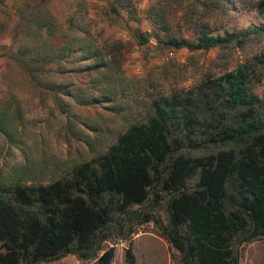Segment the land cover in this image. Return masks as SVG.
<instances>
[{"label": "trees", "instance_id": "trees-1", "mask_svg": "<svg viewBox=\"0 0 264 264\" xmlns=\"http://www.w3.org/2000/svg\"><path fill=\"white\" fill-rule=\"evenodd\" d=\"M21 1L19 33L34 41L43 30L53 35L51 0ZM108 6L139 21L132 0ZM75 12L68 26L81 31L84 5ZM164 19L163 13L151 18L152 37L159 47L173 49L242 47L250 36L264 33L263 23L223 34L202 27L188 40L171 35ZM5 28L0 21V37ZM138 35L139 44L149 40L145 33ZM10 53L38 82L39 71L48 70L45 64L83 57L89 63L82 70L95 73L86 86L71 90L44 81L58 96L57 106L62 108V94L81 104L109 99L114 113L128 111L125 99L117 101L124 94V80L115 76L118 68L84 42L43 40V45H19ZM263 72L261 53L189 89L154 94L142 119L66 176L29 182L21 175H0V264H38L68 254L89 264H113L117 239L128 241L124 260L135 264L132 236L151 220L180 263L239 264L241 245L264 241V94L252 89ZM7 111L12 113L11 103L0 111V130L6 134L13 119ZM161 205L165 223L154 215Z\"/></svg>", "mask_w": 264, "mask_h": 264}, {"label": "rangeland", "instance_id": "rangeland-1", "mask_svg": "<svg viewBox=\"0 0 264 264\" xmlns=\"http://www.w3.org/2000/svg\"><path fill=\"white\" fill-rule=\"evenodd\" d=\"M114 0H51L47 8L52 16L55 33L45 30L34 41L19 33L18 10L21 0L0 1V21L6 26L0 37V111L11 103L13 119L8 134L0 130V175L27 181L46 182L66 176L72 167L89 160L116 140L118 134L136 119H142L154 94L174 89H189L204 77L233 70L237 65L254 61L264 54V33L253 35L242 47L229 44L209 50L173 49L159 47L152 37L151 18L163 13L171 35L193 40L201 28L212 34L238 31L250 24H264V0H132L139 21L123 10L117 14L108 3ZM84 5L83 28H69L68 18L77 15V6ZM139 33L149 40L139 44ZM68 39L84 42L86 47L100 53L118 68L115 76L124 80L128 111L114 113L113 103L102 99L96 104H81L71 96L59 94L62 108L57 106L56 94L45 87L53 81L69 89L86 86L94 71L82 70L89 61L83 57L59 63L45 64L39 71L40 81L34 80L13 59L10 51L19 45H43L49 40L56 45ZM252 89L264 94V72ZM149 208L150 204H147ZM145 210V209H144ZM154 215L164 223V207L157 206ZM132 236L135 264H182L178 253L160 235L151 220L137 227ZM128 241L116 240L113 264H128L124 251ZM239 264H264V241L254 240L239 247ZM38 264H89L73 254Z\"/></svg>", "mask_w": 264, "mask_h": 264}]
</instances>
